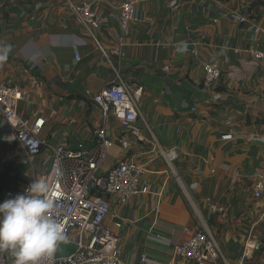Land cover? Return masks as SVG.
<instances>
[{
  "label": "crops",
  "instance_id": "obj_1",
  "mask_svg": "<svg viewBox=\"0 0 264 264\" xmlns=\"http://www.w3.org/2000/svg\"><path fill=\"white\" fill-rule=\"evenodd\" d=\"M84 1L0 0V45L10 48L0 82L26 91L18 114L28 121L44 116L41 137L71 149L91 146L105 127L114 143L105 169L124 159L145 165L147 194L126 203L108 197L125 218L123 227H112L122 236L126 262L141 264L143 253L169 262L185 227H206L232 264H262L264 194L257 198L255 191L264 175V60L235 50L261 47L264 0H140L122 57L112 51L122 0H91L108 16L93 34L71 8ZM243 14H250L252 29L238 20ZM202 60L222 71L209 89ZM114 68L143 86L141 138L104 120L87 93L107 85ZM173 147L179 157L171 166L159 149ZM42 162L43 154L33 159L34 169L26 162L0 118V202L42 177Z\"/></svg>",
  "mask_w": 264,
  "mask_h": 264
},
{
  "label": "built area",
  "instance_id": "obj_2",
  "mask_svg": "<svg viewBox=\"0 0 264 264\" xmlns=\"http://www.w3.org/2000/svg\"><path fill=\"white\" fill-rule=\"evenodd\" d=\"M139 1L122 0L120 3L116 18L121 32L116 36L112 49L120 57L125 55L127 45L124 33L133 22L139 21ZM70 4L79 22L91 34L95 28L108 22V16L96 2L87 0L80 4L72 2ZM238 20L247 23L249 29L253 28L254 23L250 21V14L239 15ZM253 35L257 38L256 32ZM98 46L104 51L100 43ZM235 51H245L252 58L264 60V41L261 47L246 50L237 48ZM192 53L197 56L199 51L194 48ZM76 59L81 60L79 52H76ZM201 65L205 70L203 84L209 89L221 78L222 71L214 62L202 60ZM114 71L113 79L100 91L92 93L88 90L87 93L100 108L104 120H114L130 134L141 138L136 124L140 117L143 86L123 79L120 69L114 68ZM25 94L26 91L19 85L0 82V118L12 129L26 162L30 163L33 169V159L43 154L44 175L40 178L45 179L53 188L54 216L64 225L67 236L65 241L78 246L72 254L57 256L64 241L59 242L52 254L40 258V264H130L122 256V236L112 227V225L117 228L123 227L125 218L112 211L108 197L112 196L117 202L126 203L147 194L150 188L144 179L145 165L124 159L105 169L114 145L105 127L96 131L91 146L79 142L76 149H71L63 144L54 145L44 140L41 132L45 126V117L38 116L33 121H28L18 114V102ZM121 143L125 148L129 146V141L124 138ZM159 150L161 156L171 166L179 157L176 147ZM35 178L39 179L34 177L32 181ZM263 194L264 175H260L255 197L260 198ZM184 233L186 239L174 244L171 261H159L143 253L141 264H178L177 261L180 259L187 264H232L216 236L208 228L185 227ZM255 249L260 248L255 245ZM14 260L11 251L0 252V264H14Z\"/></svg>",
  "mask_w": 264,
  "mask_h": 264
},
{
  "label": "clouds",
  "instance_id": "obj_3",
  "mask_svg": "<svg viewBox=\"0 0 264 264\" xmlns=\"http://www.w3.org/2000/svg\"><path fill=\"white\" fill-rule=\"evenodd\" d=\"M10 48L0 45V62ZM53 188L35 178L24 192L0 202V251H11L14 264H40L67 240L64 225L55 218Z\"/></svg>",
  "mask_w": 264,
  "mask_h": 264
},
{
  "label": "water",
  "instance_id": "obj_4",
  "mask_svg": "<svg viewBox=\"0 0 264 264\" xmlns=\"http://www.w3.org/2000/svg\"><path fill=\"white\" fill-rule=\"evenodd\" d=\"M77 247H78L77 244H75V243H73V242H70V241H64V242L61 244L60 249H63V250L66 252V254H64V255H59V251H60V249H59V251H58V253H57V256H65V255L72 254V253H74V252L76 251Z\"/></svg>",
  "mask_w": 264,
  "mask_h": 264
},
{
  "label": "rangeland",
  "instance_id": "obj_5",
  "mask_svg": "<svg viewBox=\"0 0 264 264\" xmlns=\"http://www.w3.org/2000/svg\"><path fill=\"white\" fill-rule=\"evenodd\" d=\"M64 254H66V252L63 249H60L59 255H64Z\"/></svg>",
  "mask_w": 264,
  "mask_h": 264
}]
</instances>
